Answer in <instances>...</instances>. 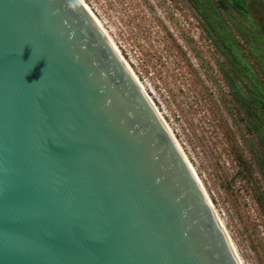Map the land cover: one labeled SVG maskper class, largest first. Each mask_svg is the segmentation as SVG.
Returning a JSON list of instances; mask_svg holds the SVG:
<instances>
[{
  "label": "water",
  "instance_id": "obj_1",
  "mask_svg": "<svg viewBox=\"0 0 264 264\" xmlns=\"http://www.w3.org/2000/svg\"><path fill=\"white\" fill-rule=\"evenodd\" d=\"M0 264H239L80 0H0Z\"/></svg>",
  "mask_w": 264,
  "mask_h": 264
},
{
  "label": "rangeland",
  "instance_id": "obj_2",
  "mask_svg": "<svg viewBox=\"0 0 264 264\" xmlns=\"http://www.w3.org/2000/svg\"><path fill=\"white\" fill-rule=\"evenodd\" d=\"M83 2L173 133L242 264H264V0Z\"/></svg>",
  "mask_w": 264,
  "mask_h": 264
},
{
  "label": "bare ground",
  "instance_id": "obj_3",
  "mask_svg": "<svg viewBox=\"0 0 264 264\" xmlns=\"http://www.w3.org/2000/svg\"><path fill=\"white\" fill-rule=\"evenodd\" d=\"M80 1L83 3V5L86 7V9H87V10L90 12V14L93 16V18L95 19V21L97 22V24L101 27L102 31L105 33L106 37L108 38V40L110 41V43L112 44V46L114 47V49L116 50V52L118 53V55L120 56V58L122 59V61L124 62V64L126 65V67L128 68V70L130 71V73L132 74V76L134 77V79L137 81L138 85L141 87V89H142L143 92L145 93L146 97L148 98V100L150 101V103L152 104V106L154 107V109L156 110V112L158 113V115L160 116L161 120L163 121V123L165 124V126L167 127V129L169 130V132L171 133L173 139L175 140L176 144L178 145L180 151L182 152V154H183V156H184L186 162L188 163V165H189V167H190V169H191L193 175L195 176V178H196V180H197V182H198V184H199V186H200L202 192L204 193V195H205L207 201L209 202V204H210V206H211V208H212V210H213V212H214V214H215V216H216V218H217V220H218V222H219V224H220L222 230H223L224 233H225V236H226V238H227V240H228V242H229V244H230L232 250H233L234 253H235V256H236V258H237L239 264H242V262H241L239 256L237 255L236 250H235V248H234V246H233V244H232V242H231V240H230V238H229V236H228V234H227V232H226V230H225V228H224V226H223V224H222V222H221V220H220V218H219V216H218V214L216 213V211H215V209H214V207H213V205H212L210 199L208 198V196H207V194H206V192H205V190H204V188H203V186H202V184H201L199 178L197 177V175H196V173H195L193 167L191 166L190 162L188 161V159H187L186 155L184 154L183 150L181 149L179 143H178L177 140L175 139L173 133L171 132V130L169 129V127L167 126V124H166L165 121L163 120V118H162V116L160 115V113L158 112V110L155 108V106H154V104L152 103L151 99L149 98V96H148L147 93L145 92L144 87H143L142 84L139 82V80H138L137 77L135 76L134 72L132 71V69L130 68V66L128 65V63H127V62L125 61V59L121 56L119 50L117 49V47L115 46V44L113 43V41L111 40V38L109 37V35L107 34V32L104 30V28L101 26L100 22H99V21L97 20V18L93 15V13H92L91 10L88 8V6L83 2V0H80Z\"/></svg>",
  "mask_w": 264,
  "mask_h": 264
},
{
  "label": "trees",
  "instance_id": "obj_4",
  "mask_svg": "<svg viewBox=\"0 0 264 264\" xmlns=\"http://www.w3.org/2000/svg\"><path fill=\"white\" fill-rule=\"evenodd\" d=\"M238 6V5H237Z\"/></svg>",
  "mask_w": 264,
  "mask_h": 264
}]
</instances>
